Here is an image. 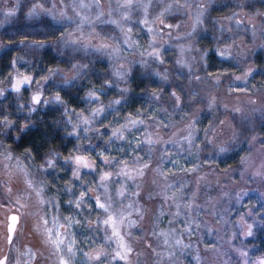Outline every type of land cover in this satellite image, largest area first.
<instances>
[{"label":"rangeland","instance_id":"1","mask_svg":"<svg viewBox=\"0 0 264 264\" xmlns=\"http://www.w3.org/2000/svg\"><path fill=\"white\" fill-rule=\"evenodd\" d=\"M22 1L0 0V30L12 25ZM215 3L31 1L30 24L44 18L62 31L52 49L53 70L33 79L32 62L18 57L12 72H0L2 98L16 79L31 75V86H20L8 98L26 100L21 107L28 114L62 115L53 123H63L73 142L63 160L53 151L38 160L39 147L15 151L6 142V128L0 132V264H259L264 259V196L234 181L248 175L232 180L225 172L214 174L215 165L249 158L247 147L233 145V133L225 132L227 119L264 114V83L258 84L264 70L249 63L264 60V22L243 13L211 20ZM173 16H179L177 23L169 21ZM206 39L213 41L209 49ZM67 50L86 57V63L66 60ZM196 72L195 94L207 99L210 119L201 116L183 139L153 142L155 132L166 137L189 117L169 91L159 90L160 80L173 75L192 81ZM65 88L81 93L71 97L70 110L60 97ZM219 111L228 118L219 119ZM0 118L12 131L18 128L17 114ZM211 128L216 131L208 144L218 141V150L205 153ZM248 162L249 168L262 161ZM257 169L264 172L261 165Z\"/></svg>","mask_w":264,"mask_h":264},{"label":"trees","instance_id":"2","mask_svg":"<svg viewBox=\"0 0 264 264\" xmlns=\"http://www.w3.org/2000/svg\"><path fill=\"white\" fill-rule=\"evenodd\" d=\"M31 1L32 0H23L19 6V11L16 13L17 15L14 17L12 25L0 30V72H12L11 69L13 67L11 65L13 62H16L17 58L19 57L22 60L32 62L33 66L31 67L30 72L34 73L33 79H39L43 77L42 73L43 71L45 72V69L48 68L51 72L53 70V68L49 67L55 63L52 49H55V46L61 41L62 31L59 29H52L51 25H49V22H47L44 18L39 19L36 24H30L27 18V12L31 7ZM219 3H221V5ZM216 4L219 5L216 6ZM228 13H236V19L239 18L241 13H243V16L246 17H262L261 19L264 22V0H235L234 2H232V0H216L215 6H213L210 11L209 19H218L224 17V14ZM178 20L179 16H173L169 18V21L172 23H177ZM262 29L264 30V23ZM214 34L217 36V33ZM216 36L214 41H216ZM206 41L204 43L205 47L208 49L211 48L210 46H212L211 44L213 41L210 42L209 39H206ZM49 45H53V47ZM47 46H49V48ZM63 57L66 60L74 59L78 63L81 62L83 64H85L87 60L86 57L77 53H72L70 50L65 51ZM249 63L254 65L255 69L257 68L264 70V60L261 58L257 59L256 62L249 60ZM230 72H233V70H230ZM197 75L198 74L196 72L192 81H190L188 77H174L173 75L170 77L167 76L165 79L160 80L159 90L163 91L164 93L169 91V97H171L173 104L182 107L183 114H188L189 117L181 118L180 126H177V128H175V130L169 133V135L166 137L162 136L164 134L161 135L155 132V141L153 142H161L156 141L161 140L160 138L167 140L169 138L172 141L183 139L188 129H191L192 123L197 121L201 116L209 117L210 119L211 109L207 103V99L199 97V94H195L197 87L195 88L193 85L197 86ZM29 77L22 76L16 79L10 88L9 93L6 95H8V97H12V94L16 95L17 92L20 91V86H23L22 89L30 87L32 82L29 81ZM186 78L189 80H186ZM259 83L260 85H263L264 75L259 78L258 84ZM222 85H224V82ZM65 90L66 88L61 89L60 97L68 101L67 108L70 110V108H72L71 97L78 96L81 93L73 90ZM5 92L6 91L3 93ZM3 93L0 91V114L3 116L8 115L10 119H13L15 114H17L19 117V120L15 124L18 126V128L16 130L13 128V131L9 128L11 126L9 125L8 127V123L1 122L0 118V132L6 128L5 131L10 134L8 137H6V142L10 144L13 150L28 151L31 148L33 149L34 147H39L40 149L37 154L38 160H43L47 156L48 151L55 152V156L59 159L61 158V160L69 156L68 154L70 152V146L73 142L71 139L72 136L70 134H66L68 131L64 129L63 123H61L59 126L57 123H53V121L55 122V119H57L59 116H61L59 117L61 119L63 117L62 115L52 111L42 112L44 114H37L35 111V114H28V108L26 106H22L23 108L21 107L23 103H26V100L21 102L8 97H4L3 99ZM18 94H23V92ZM225 114L227 115H224V113L219 111V119L222 120L228 116V113ZM221 120L217 119V123L219 124ZM227 120L230 123V127H227L225 132L229 131L228 134L233 133V145L243 144L247 147L246 149L249 153H247V155L249 158L244 159L247 160L245 162L234 161L225 167L215 165L214 174L221 175L219 173L224 174L225 172L227 173L226 175L228 177H232V180H234L233 178L236 177V175H240L241 177L239 178H244L248 175L250 178L248 176L247 177L249 179L245 178L248 180L238 179L234 181H242L243 184L247 185V187H244L243 189L264 196V172L257 169V167L260 165L264 167V163H262L264 162L262 159L264 156L262 154V152H264V114L262 116L250 114L249 117L243 119H241L240 116L237 118L230 117ZM18 123H22V126L19 127ZM23 126L28 128L24 129ZM215 131V129L211 128L208 135H206V139L208 141L205 143L206 146L203 149L205 153H214L218 150V148L214 145H217L218 141L216 143H212L211 145L208 144L211 142L210 138L213 137ZM1 135L2 134L0 133V137ZM11 135H13V137H11ZM254 158L261 159L262 162L260 165H249L248 168V160ZM196 178H198V176H196ZM236 189L238 190L239 187Z\"/></svg>","mask_w":264,"mask_h":264},{"label":"flooded vegetation","instance_id":"3","mask_svg":"<svg viewBox=\"0 0 264 264\" xmlns=\"http://www.w3.org/2000/svg\"><path fill=\"white\" fill-rule=\"evenodd\" d=\"M66 158V157H65ZM56 159H59V158H56ZM63 160V159H62ZM68 163V162H67ZM63 164H65V163H63ZM76 164V160L75 161H73V163H72V165H75ZM20 236H24V234H23V232L20 234ZM13 238H15V237H13ZM12 238V239H13ZM14 240V239H13ZM259 264H264V259H261L260 260V262H259Z\"/></svg>","mask_w":264,"mask_h":264}]
</instances>
